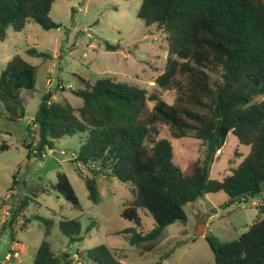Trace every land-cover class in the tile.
<instances>
[{"label":"trees","instance_id":"16d2710c","mask_svg":"<svg viewBox=\"0 0 264 264\" xmlns=\"http://www.w3.org/2000/svg\"><path fill=\"white\" fill-rule=\"evenodd\" d=\"M54 2L0 0V40L6 39L10 27L21 31L30 21L44 29L59 28L50 17ZM138 17L166 34L169 56L154 81L155 90L149 93L136 85L99 78L75 91L83 99L78 108L53 101V92L47 91L27 128L37 136L23 140L28 155L43 157L42 152L53 149L57 139L84 134L85 141L72 161L90 199L99 202L97 177L104 174L130 184L133 199L124 205L122 217L137 227L142 225L140 209L154 218L149 232L134 227L124 231L130 246L142 245V252L154 249L165 227L185 223V206L205 194L223 191L230 198L227 205L260 198L258 219L238 239L222 243L207 236V240L215 264H264V0H142ZM28 53L50 56L36 49ZM34 70L20 54L7 63V71L24 77L28 87H34ZM6 88L10 98L22 105L19 83L15 85L9 77ZM172 90L176 95L169 103L162 92ZM161 125L169 127L171 139H181L179 145L182 139L193 138L200 141L198 148L180 150L173 161L172 142L158 138ZM230 134L250 146V152L230 174L212 179L211 165ZM1 148L8 145L3 143ZM79 163L90 167L92 176L82 174ZM53 187L73 206L81 207L65 173L58 174ZM22 204L24 208L26 203ZM37 219L46 225V238L33 264H73L69 251H54L47 240L54 221ZM59 227L70 242L83 241L78 218H64ZM250 246L257 247L246 254ZM172 251L156 264H162ZM86 254L95 264H124L121 250L105 244Z\"/></svg>","mask_w":264,"mask_h":264},{"label":"rangeland","instance_id":"374dc122","mask_svg":"<svg viewBox=\"0 0 264 264\" xmlns=\"http://www.w3.org/2000/svg\"><path fill=\"white\" fill-rule=\"evenodd\" d=\"M141 4L142 0H55L50 17L60 24L59 28L44 29L30 21L21 31L10 27L6 39L0 40L2 258L14 240L20 244L22 264L34 263L37 249L46 238V225L37 219L40 216L54 221L47 240L54 251H69L73 264H95L87 257L86 251L100 244L119 248L124 264H156L170 250H173L172 253L162 264H215L207 236L227 243L238 239L258 219L260 198L227 205L230 198L225 192L208 193L185 206L188 217L185 223L178 221L165 227L154 249L142 252V245L130 246L124 231L134 227L138 231L149 232L154 227V218L140 209L142 225L137 227L134 222L122 217L124 205L133 199L130 184L104 174L97 177L99 202L90 199L84 178L72 161L85 141L84 134L76 132L57 139L53 151L46 149L43 157L28 155L23 140L37 136L34 132H27V128L32 124L41 98L47 91L53 92V101L68 102L78 108L83 99L75 91L99 78L116 79L147 89L149 93L155 90L157 85L154 81L165 69L169 48L164 32L156 25H145L139 19ZM107 45L116 49H108ZM29 49L50 56L30 55ZM17 54L35 66L34 87L26 86L21 75L7 71V63ZM9 77L13 78L15 85L19 83L22 105L7 93L6 80ZM162 95L167 102L173 103L176 94L172 90L163 91ZM170 137L169 127L161 125L158 138H167L172 142L173 161L177 160L180 150L197 149L200 143L187 138L186 141L182 139L185 142L179 145L181 139ZM3 143L8 148L2 149ZM250 149L230 134L211 165L210 177L221 180L230 174ZM79 165L82 174L92 176L90 167L83 163ZM62 172L69 177L80 208L73 206L54 189L58 174ZM8 195L10 200L2 202ZM22 201L26 203L24 208ZM6 210L9 216L5 221L7 224H4ZM64 218L81 221L83 241L70 242V238L61 232L59 224ZM26 220L27 225L24 226ZM90 225L92 228L87 231Z\"/></svg>","mask_w":264,"mask_h":264},{"label":"built area","instance_id":"2783aa9c","mask_svg":"<svg viewBox=\"0 0 264 264\" xmlns=\"http://www.w3.org/2000/svg\"><path fill=\"white\" fill-rule=\"evenodd\" d=\"M35 128V125L34 127ZM53 150L50 149V152H52ZM36 152V151H35ZM46 150L42 152L43 156L46 155ZM62 153L64 154L65 152L62 151ZM10 195H8L6 197V200L2 201L5 202L7 200H10ZM7 216H9V212H7V210L5 211L4 215H3V220L4 222L7 219ZM15 244V245H14ZM13 246H11L8 250V252L3 256L2 260L0 261V264H21V255H20V249L18 248V244L14 243Z\"/></svg>","mask_w":264,"mask_h":264},{"label":"water","instance_id":"95a60500","mask_svg":"<svg viewBox=\"0 0 264 264\" xmlns=\"http://www.w3.org/2000/svg\"><path fill=\"white\" fill-rule=\"evenodd\" d=\"M261 187L264 188V183L261 184ZM200 227H198L199 229ZM198 232V230L196 231V233ZM204 234V233H203ZM202 233H200L199 235H203ZM257 246H250V247H247L244 252L247 254L249 253L250 251H252L253 249H255Z\"/></svg>","mask_w":264,"mask_h":264},{"label":"crops","instance_id":"0c3cea01","mask_svg":"<svg viewBox=\"0 0 264 264\" xmlns=\"http://www.w3.org/2000/svg\"><path fill=\"white\" fill-rule=\"evenodd\" d=\"M5 224V223H4ZM7 224V223H6ZM204 226V229H205V231H206V227H205V225H203ZM14 243H17L18 244V248L20 249V255H21V247H20V244L18 243V242H14V240H13V243L9 246V248L11 247V246H13V244ZM15 245V244H14ZM24 249V248H23ZM24 251H26V249H24ZM2 260V255L0 254V261ZM23 259H22V257H21V264L23 263Z\"/></svg>","mask_w":264,"mask_h":264}]
</instances>
